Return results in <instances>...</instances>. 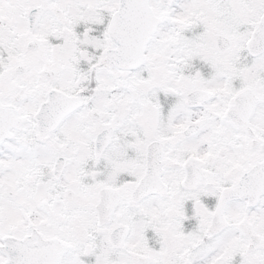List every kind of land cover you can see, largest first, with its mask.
Here are the masks:
<instances>
[{
  "label": "snow or ice",
  "instance_id": "obj_1",
  "mask_svg": "<svg viewBox=\"0 0 264 264\" xmlns=\"http://www.w3.org/2000/svg\"><path fill=\"white\" fill-rule=\"evenodd\" d=\"M0 264H264V0H0Z\"/></svg>",
  "mask_w": 264,
  "mask_h": 264
}]
</instances>
